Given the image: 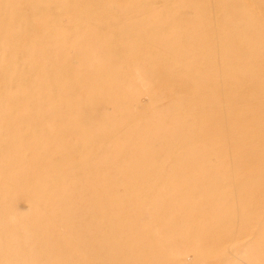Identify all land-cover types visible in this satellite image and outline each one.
Wrapping results in <instances>:
<instances>
[{"label": "rangeland", "instance_id": "rangeland-1", "mask_svg": "<svg viewBox=\"0 0 264 264\" xmlns=\"http://www.w3.org/2000/svg\"><path fill=\"white\" fill-rule=\"evenodd\" d=\"M243 2L0 0V264H264Z\"/></svg>", "mask_w": 264, "mask_h": 264}, {"label": "bare ground", "instance_id": "bare-ground-1", "mask_svg": "<svg viewBox=\"0 0 264 264\" xmlns=\"http://www.w3.org/2000/svg\"><path fill=\"white\" fill-rule=\"evenodd\" d=\"M94 1V0H93ZM100 1V0H99ZM166 1H170V0H166ZM195 1H197L198 2V4L199 5H201L202 7H205V5H206V3H208V10L211 12V15L213 16V13H217V11L219 10V12H221V13H228V14H230V13H232V12H234V13H240L242 10H247V7H246V4L243 2V0H222V4H221V6L218 8V7H215L214 5H215V1H219V0H195ZM209 1V2H208ZM221 1V0H220ZM97 2V1H96ZM157 2V1H156ZM246 2V1H245ZM101 3V2H100ZM210 3V4H209ZM160 4V3H159ZM163 4V3H162ZM248 4H249V2H248ZM156 5V4H155ZM210 5V6H209ZM250 5V4H249ZM152 6V5H151ZM150 6V7H151ZM154 6V5H153ZM152 8H154V10L156 9V7L154 6V7H152ZM158 8V7H157ZM149 9V8H148ZM20 11H21V9H20ZM258 11V10H257ZM211 21H212V19H211ZM215 23V22H214ZM212 24H213V22H212ZM19 25H21V24H19ZM123 35V34H122ZM44 49H42V51H43ZM46 50V49H45ZM46 52H47V50H46ZM45 52V53H46ZM30 53V52H29ZM33 54H37V53H33ZM46 55V54H45ZM28 57V56H27ZM29 58V57H28ZM30 58H31V56H30ZM33 58H35V57H33ZM38 60V59H37ZM45 60H46V57H45ZM50 60V59H49ZM34 61H36V58H35V60ZM40 61V60H39ZM48 61V60H47ZM49 62V61H48ZM50 62H51V60H50ZM37 63V62H36ZM44 63H45V61H44ZM46 64H47V62H46ZM216 91V90H215ZM225 91V90H224ZM3 99H5V98H3ZM7 99V98H6ZM263 101V100H262ZM239 106H241V105H239ZM238 109V108H237ZM233 111H234V109H233ZM235 112V111H234ZM238 113V112H237ZM236 114V113H235ZM199 115V114H198ZM196 116V115H195ZM194 116V117H195ZM197 117V116H196ZM199 117H201V119L200 120H202V116H200L199 115ZM235 117H237V116H235ZM204 118V117H203ZM242 118V117H241ZM197 119V118H196ZM196 119H193V120H196ZM204 120V119H203ZM205 122V121H204ZM194 123V122H193ZM199 124H201V122L199 123ZM203 124V123H202ZM195 126V125H194ZM202 128H204V127H202ZM205 129V128H204ZM193 130V129H192ZM195 130H196V127H195ZM201 130V129H200ZM203 134H204V131H203ZM202 134V135H203ZM190 135V134H189ZM220 145V144H219ZM181 147H183V146H181ZM221 149V148H220ZM222 151V150H221ZM229 155V154H228ZM234 155V154H233ZM224 156V158H225V156L227 157V155L225 154V155H223ZM232 157V156H231ZM234 157V156H233ZM232 157V158H233ZM236 157V156H235ZM233 159H235V158H233ZM223 160V159H222ZM226 166V165H225ZM251 171V170H250ZM252 173V172H251ZM199 177V176H198ZM242 190V189H241ZM195 216V215H194ZM210 234V233H209Z\"/></svg>", "mask_w": 264, "mask_h": 264}]
</instances>
